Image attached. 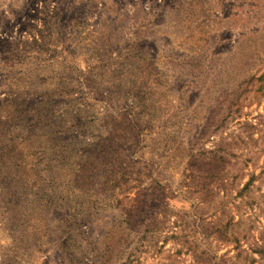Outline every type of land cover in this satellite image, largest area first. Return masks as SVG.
<instances>
[{"label": "rangeland", "instance_id": "obj_1", "mask_svg": "<svg viewBox=\"0 0 264 264\" xmlns=\"http://www.w3.org/2000/svg\"><path fill=\"white\" fill-rule=\"evenodd\" d=\"M0 264H264V0H0Z\"/></svg>", "mask_w": 264, "mask_h": 264}]
</instances>
